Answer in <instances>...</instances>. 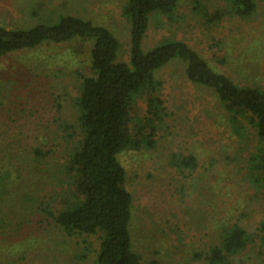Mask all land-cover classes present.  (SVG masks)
Here are the masks:
<instances>
[{
    "label": "rangeland",
    "instance_id": "1",
    "mask_svg": "<svg viewBox=\"0 0 264 264\" xmlns=\"http://www.w3.org/2000/svg\"><path fill=\"white\" fill-rule=\"evenodd\" d=\"M125 1L0 0V26L27 29L74 15L110 30L120 44L116 60L128 63ZM257 2L255 14L242 19L225 0H178L172 20L152 15L143 48L183 41L215 71L264 90V0ZM89 51L88 42L74 41L0 59L2 264H94L97 236L67 237L44 212L75 193L70 155L82 133L73 100L81 77L92 74ZM184 66L169 62L157 73L160 89L131 107L128 128L138 147L119 156L133 199L132 248L142 264H207L204 254L230 226L255 236L264 220V172L250 163L259 142L248 116L234 122L212 91L187 81ZM154 96L164 120L151 132L147 102ZM148 135L153 143L145 147ZM189 156L193 168L176 166ZM231 264H264V246L255 239Z\"/></svg>",
    "mask_w": 264,
    "mask_h": 264
},
{
    "label": "trees",
    "instance_id": "2",
    "mask_svg": "<svg viewBox=\"0 0 264 264\" xmlns=\"http://www.w3.org/2000/svg\"><path fill=\"white\" fill-rule=\"evenodd\" d=\"M257 1L225 0L230 13L242 19L255 14ZM177 3L178 0L125 1L121 13L129 26L128 63L116 60L120 44L110 30L74 15H61L55 22L44 20L27 29L0 26V59L45 45L74 41L90 45L92 74L81 77L80 93L73 100L76 124L82 133L81 143L70 155V170L76 177L75 193L64 197L62 208L47 207L44 212L67 237L97 236L94 264H142L132 248L129 225L133 199L124 186L126 171L119 156L138 147L128 128L131 107L143 95H152L160 89L157 73L172 60L183 62L187 81L212 91L234 122L239 116H248L247 123L259 142L258 152L250 163L253 169L260 166L264 172V90L239 85L215 71L183 41L163 39L149 49L143 48L152 15L157 13L172 20ZM147 114L151 132L163 124L164 108L158 97L149 98ZM143 142L145 147L153 143L149 135ZM35 154L41 153L35 150ZM174 162L178 168L195 165L192 156ZM255 239L264 246V220L255 236L239 225H232L203 259L207 264H231ZM3 259L0 253V261ZM146 264L160 263L150 260Z\"/></svg>",
    "mask_w": 264,
    "mask_h": 264
}]
</instances>
